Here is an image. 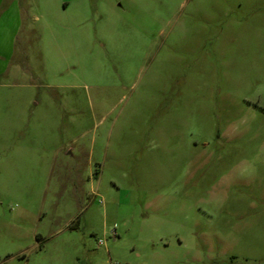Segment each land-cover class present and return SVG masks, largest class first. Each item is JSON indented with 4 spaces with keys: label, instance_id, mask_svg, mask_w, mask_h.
<instances>
[{
    "label": "rangeland",
    "instance_id": "1",
    "mask_svg": "<svg viewBox=\"0 0 264 264\" xmlns=\"http://www.w3.org/2000/svg\"><path fill=\"white\" fill-rule=\"evenodd\" d=\"M0 264H264V0H0Z\"/></svg>",
    "mask_w": 264,
    "mask_h": 264
},
{
    "label": "built area",
    "instance_id": "2",
    "mask_svg": "<svg viewBox=\"0 0 264 264\" xmlns=\"http://www.w3.org/2000/svg\"><path fill=\"white\" fill-rule=\"evenodd\" d=\"M99 243H101V242H99Z\"/></svg>",
    "mask_w": 264,
    "mask_h": 264
}]
</instances>
